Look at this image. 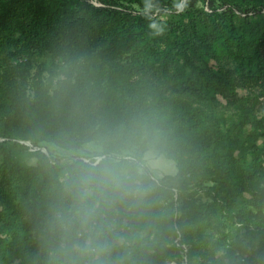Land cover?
<instances>
[{
  "label": "trees",
  "instance_id": "obj_1",
  "mask_svg": "<svg viewBox=\"0 0 264 264\" xmlns=\"http://www.w3.org/2000/svg\"><path fill=\"white\" fill-rule=\"evenodd\" d=\"M95 2L0 0V264H264V105L244 95L264 87V0H191L161 37L142 0ZM137 128L176 173L64 233L69 159L50 146ZM21 141L48 154L24 164Z\"/></svg>",
  "mask_w": 264,
  "mask_h": 264
},
{
  "label": "clouds",
  "instance_id": "obj_2",
  "mask_svg": "<svg viewBox=\"0 0 264 264\" xmlns=\"http://www.w3.org/2000/svg\"><path fill=\"white\" fill-rule=\"evenodd\" d=\"M191 0H171L164 11L160 0H142L141 14L154 37L168 30L167 17L188 10ZM65 182L74 201L75 214L60 217L58 226L66 233H90L95 227L96 209L103 201L138 200L147 196L149 182L158 181L173 169L159 138L147 128L123 132L117 138L99 136L83 142L69 153ZM78 225V228H77ZM81 254H101L103 247H92L90 239ZM99 264V262H94Z\"/></svg>",
  "mask_w": 264,
  "mask_h": 264
},
{
  "label": "rangeland",
  "instance_id": "obj_3",
  "mask_svg": "<svg viewBox=\"0 0 264 264\" xmlns=\"http://www.w3.org/2000/svg\"><path fill=\"white\" fill-rule=\"evenodd\" d=\"M93 2H95V0H93ZM96 3V2H95ZM97 4V3H96ZM207 9V8H206ZM244 95L245 96H250L253 99H257L258 100V104L257 107H260L261 105H264V87L261 86L260 84L258 86H247L246 88H244ZM216 108H218V110L220 111H224L225 113H229L231 111H233V106L230 105H225V103H220L219 105H216ZM21 143L28 145L30 148L27 151H23L20 155L21 161L24 164L27 165H34L37 162V158L32 154V152H35L37 150H41L42 152L48 154V151L46 148H35L32 147L30 142H22ZM50 149L52 151V153L54 154V156L57 159H62V161H64L65 159H69V153L72 151H64L61 149H57L54 147L50 146ZM176 173V167L175 164L173 163V169L169 174H174ZM168 174V175H169ZM202 201H208V199L206 197H202ZM171 264H175V263H171Z\"/></svg>",
  "mask_w": 264,
  "mask_h": 264
},
{
  "label": "built area",
  "instance_id": "obj_4",
  "mask_svg": "<svg viewBox=\"0 0 264 264\" xmlns=\"http://www.w3.org/2000/svg\"><path fill=\"white\" fill-rule=\"evenodd\" d=\"M95 3V2H94ZM96 4V3H95Z\"/></svg>",
  "mask_w": 264,
  "mask_h": 264
}]
</instances>
